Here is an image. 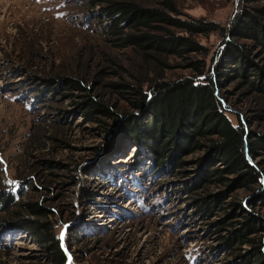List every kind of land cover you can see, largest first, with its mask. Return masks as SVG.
I'll use <instances>...</instances> for the list:
<instances>
[{"label": "trees", "instance_id": "trees-1", "mask_svg": "<svg viewBox=\"0 0 264 264\" xmlns=\"http://www.w3.org/2000/svg\"><path fill=\"white\" fill-rule=\"evenodd\" d=\"M77 1L97 21V39L47 72L33 68L35 53L11 69L25 76L36 104L62 112L64 99L72 101L75 117L106 144L88 162L25 159L18 176L29 188L0 186L1 224L26 233L47 264H75L70 240L89 224L61 213L72 205L67 194L127 142L143 151L135 164L183 181L196 219L232 258L226 264H264V0H236L226 23L187 15L183 0ZM211 35L217 40L208 44ZM66 118H56L41 147H68ZM54 187L61 194L50 203L40 189ZM79 190L92 206L94 188Z\"/></svg>", "mask_w": 264, "mask_h": 264}, {"label": "rangeland", "instance_id": "rangeland-1", "mask_svg": "<svg viewBox=\"0 0 264 264\" xmlns=\"http://www.w3.org/2000/svg\"><path fill=\"white\" fill-rule=\"evenodd\" d=\"M235 1L183 0V11L189 16H205L226 23ZM91 16L92 12L81 8L77 0H0V186L5 190L15 191L20 184H24L25 190L29 188L18 176L25 159L30 163L37 159L88 162L95 158L94 148L106 144L93 124L75 117L72 101L64 99L62 112L36 104L25 76L15 77L11 69V65L20 64L33 53L37 54L33 56L36 63L33 68L38 67L39 71L47 72L44 68L51 61L73 59L79 46L97 39L93 30L97 21ZM216 40L211 35L208 44ZM239 104L235 106L241 109ZM65 115L62 126L66 129L68 147L54 151L50 150V143L41 147L52 131L50 125ZM32 135L40 139L32 141ZM134 150L125 142L111 163H104L91 176H83V183L74 185L67 194L72 205L63 207L61 213L67 216L73 212L74 220L79 218V223L89 224L85 236L74 243L70 240L68 262L226 264L230 261L228 253L221 250L196 219L190 198L183 192V181L168 174L156 176V172L135 164L143 151L140 149L137 155ZM192 156L187 155L186 159ZM83 185L94 188L96 198L92 206L81 202L79 189ZM60 192L56 187L40 189V195L46 196L50 203L56 201ZM70 224L73 225V220ZM6 227L0 222V264L48 263L26 233ZM60 237L63 241L64 226L60 228ZM65 238L67 241L68 234Z\"/></svg>", "mask_w": 264, "mask_h": 264}]
</instances>
